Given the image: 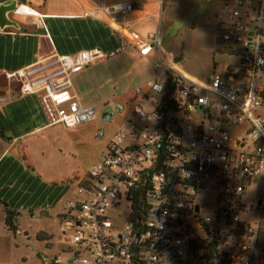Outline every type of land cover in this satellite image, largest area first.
I'll return each instance as SVG.
<instances>
[{"label": "built area", "instance_id": "built-area-1", "mask_svg": "<svg viewBox=\"0 0 264 264\" xmlns=\"http://www.w3.org/2000/svg\"><path fill=\"white\" fill-rule=\"evenodd\" d=\"M221 1L219 41L236 62L205 81L162 49L159 31L129 32V47L153 74L67 202L60 226L76 250L53 264H264V219L241 218L253 211L241 196L264 171V0ZM105 10L127 19L144 4ZM102 56L53 52L7 78L38 98L49 125L72 130L96 118L94 106H81L72 76ZM125 109L115 104L101 121ZM204 194L213 200L200 203Z\"/></svg>", "mask_w": 264, "mask_h": 264}, {"label": "crops", "instance_id": "crops-1", "mask_svg": "<svg viewBox=\"0 0 264 264\" xmlns=\"http://www.w3.org/2000/svg\"><path fill=\"white\" fill-rule=\"evenodd\" d=\"M12 2L17 8L21 6L20 10H29L19 16L7 13L15 26L0 29V75H5L8 83L0 88V213L3 222L7 209L18 214L14 221L18 233L16 223L24 214L60 219L67 201L72 200L73 188L84 184L89 167L102 159L127 114L109 123L101 121V114L119 104L116 101L130 106L136 89L153 74L148 60L129 47V32L145 37L160 30L152 32L151 19L158 0H0V5ZM123 3H143L144 10H134L127 19L119 12L105 10ZM79 51L103 55L72 76L73 91L81 106H94L99 119L96 115L92 122L66 130L49 125L38 98L22 95L19 85L7 76L53 52ZM107 64L112 69L121 67L125 77L132 78L131 87L121 96H100L108 84L107 80L100 83L101 67ZM107 129L112 132L110 140H105Z\"/></svg>", "mask_w": 264, "mask_h": 264}, {"label": "rangeland", "instance_id": "rangeland-1", "mask_svg": "<svg viewBox=\"0 0 264 264\" xmlns=\"http://www.w3.org/2000/svg\"><path fill=\"white\" fill-rule=\"evenodd\" d=\"M221 8V0H158L156 13L151 18L154 25L152 32L157 28L160 30L162 49L177 57L184 72L200 81L207 80L214 72L223 74L225 65L236 62V58L226 56L219 41ZM101 69L103 75L100 83L106 80L108 82L100 93L101 97H118L131 87L132 78L125 77L121 67L112 69L107 64ZM116 103L126 106L125 112L129 114V105L123 104L122 100ZM138 103H141L140 99L135 105ZM142 107L150 109L147 103ZM98 112L96 110L97 119ZM245 129V125L233 127L230 133L239 136ZM111 136V130L107 129L105 140H110ZM75 188L72 199L75 198ZM211 200L212 195L204 194L199 197L202 204ZM261 200H264V171L262 178L246 187L241 196V203L253 208L248 215L241 214V218L264 219V202L258 205ZM16 225L18 233L9 231L0 213V264H53L55 261L65 263L75 253L76 247L70 244L68 234L64 235L61 231L60 220L53 216L37 215L32 218L29 214H24L17 220Z\"/></svg>", "mask_w": 264, "mask_h": 264}, {"label": "water", "instance_id": "water-1", "mask_svg": "<svg viewBox=\"0 0 264 264\" xmlns=\"http://www.w3.org/2000/svg\"><path fill=\"white\" fill-rule=\"evenodd\" d=\"M17 10V5L15 2H12L10 5H0V29L4 27H10V26H15V23L10 21L7 18V13H15ZM0 88H4L8 85L5 75H0ZM0 94H3L0 92ZM264 200H261L258 202V205H260ZM69 263L71 260L68 261Z\"/></svg>", "mask_w": 264, "mask_h": 264}, {"label": "trees", "instance_id": "trees-1", "mask_svg": "<svg viewBox=\"0 0 264 264\" xmlns=\"http://www.w3.org/2000/svg\"><path fill=\"white\" fill-rule=\"evenodd\" d=\"M0 137H3L2 130H0ZM5 208L7 209V205H5ZM18 217V214L13 211H8V209L5 211V219H4V225L9 231L15 232L16 228L14 225V221Z\"/></svg>", "mask_w": 264, "mask_h": 264}, {"label": "bare ground", "instance_id": "bare-ground-1", "mask_svg": "<svg viewBox=\"0 0 264 264\" xmlns=\"http://www.w3.org/2000/svg\"><path fill=\"white\" fill-rule=\"evenodd\" d=\"M24 11H28L27 9H23ZM23 10H20L19 8H18V12L16 13V15H23L24 14V11Z\"/></svg>", "mask_w": 264, "mask_h": 264}, {"label": "flooded vegetation", "instance_id": "flooded-vegetation-1", "mask_svg": "<svg viewBox=\"0 0 264 264\" xmlns=\"http://www.w3.org/2000/svg\"><path fill=\"white\" fill-rule=\"evenodd\" d=\"M0 83H2V82H0Z\"/></svg>", "mask_w": 264, "mask_h": 264}]
</instances>
